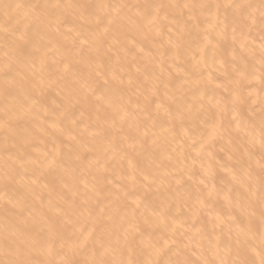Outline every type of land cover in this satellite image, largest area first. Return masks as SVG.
<instances>
[{
	"label": "bare ground",
	"instance_id": "bare-ground-1",
	"mask_svg": "<svg viewBox=\"0 0 264 264\" xmlns=\"http://www.w3.org/2000/svg\"><path fill=\"white\" fill-rule=\"evenodd\" d=\"M264 0H0V262L260 264Z\"/></svg>",
	"mask_w": 264,
	"mask_h": 264
},
{
	"label": "snow or ice",
	"instance_id": "snow-or-ice-1",
	"mask_svg": "<svg viewBox=\"0 0 264 264\" xmlns=\"http://www.w3.org/2000/svg\"><path fill=\"white\" fill-rule=\"evenodd\" d=\"M262 146H264V141H262ZM259 191H260L261 203L264 204V180H262L261 182ZM0 264H5V262H0ZM7 264H29V262L24 260H15V261H7ZM174 264H181V262H174ZM183 264H189V262H183ZM204 264H209V262L205 261ZM260 264H264V255L261 256Z\"/></svg>",
	"mask_w": 264,
	"mask_h": 264
}]
</instances>
